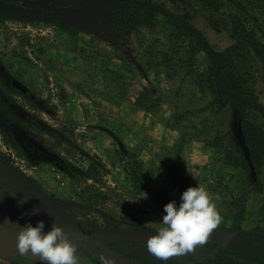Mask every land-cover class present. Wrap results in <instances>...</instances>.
<instances>
[{"label": "rangeland", "instance_id": "374dc122", "mask_svg": "<svg viewBox=\"0 0 264 264\" xmlns=\"http://www.w3.org/2000/svg\"><path fill=\"white\" fill-rule=\"evenodd\" d=\"M127 1L33 2L46 11L76 6L71 9L88 12L73 20L0 11V53L9 56L6 70L14 79L0 85V156L17 174L11 179L0 170V193L11 198L7 212L23 225L45 221V233L55 221L78 243L81 264H103L101 255L115 264H264V168L258 178L239 167L219 170L218 149H204L216 134L234 130L230 105L216 108L209 56L192 53L189 38L172 33L161 13L151 23L132 21ZM165 6L173 10L171 3ZM258 19L264 24L263 16ZM190 22L211 50L221 52L232 42L228 31L212 28L200 12ZM252 64L256 100L264 106V79L259 62ZM12 126L33 142L19 143ZM185 137L192 143L184 153ZM91 160L96 177L84 178ZM135 160L150 190L128 176L124 167ZM173 164L196 180L187 188L204 185L220 197L222 222L203 247L164 262L146 242L104 239L112 249L103 251L65 229L78 223L157 234L164 205L181 202L182 193L170 187L164 172ZM21 256L0 243V264H35Z\"/></svg>", "mask_w": 264, "mask_h": 264}, {"label": "trees", "instance_id": "16d2710c", "mask_svg": "<svg viewBox=\"0 0 264 264\" xmlns=\"http://www.w3.org/2000/svg\"><path fill=\"white\" fill-rule=\"evenodd\" d=\"M64 1L74 3V0ZM167 3H171L173 10L166 8ZM127 8L129 18L137 23H151L155 21L156 14L161 13L172 33L189 38L192 53L204 51L209 56L213 77L210 85L216 108L221 110L229 104L235 123L234 130H227L225 137L216 134L208 143L218 149L221 162L217 168L222 170L221 165L229 164L241 168L248 176L256 175L258 178L264 168V109L254 104L257 103L254 88L257 77L248 67L259 62V79H264V24L258 22L260 16L264 17V0H163L160 4L154 0H128ZM197 12L203 14L215 30L228 31L232 42L221 52L211 50L204 35L190 22ZM223 138L228 141L226 146ZM140 163L137 160L134 165L124 168L136 186L150 190L140 175ZM95 169L97 164L91 160L84 178H95L97 173H91ZM164 170L174 191L183 193L188 184L195 186L196 180L179 173L176 164L165 166ZM224 181L219 179L218 182ZM87 187L95 193L98 190L92 185ZM251 190L260 191L254 186ZM99 194L98 191L96 195ZM155 194L161 200L160 195Z\"/></svg>", "mask_w": 264, "mask_h": 264}, {"label": "clouds", "instance_id": "9594fccd", "mask_svg": "<svg viewBox=\"0 0 264 264\" xmlns=\"http://www.w3.org/2000/svg\"><path fill=\"white\" fill-rule=\"evenodd\" d=\"M180 200L179 206L175 201L164 205L163 226L146 242L149 253L164 262L174 256L194 252L197 246L203 247L222 222L216 206L220 197L211 195L204 185L187 188ZM32 214L37 213L33 210ZM44 229L43 220L36 226L28 222L20 227L16 236L20 255L26 256L30 252L47 264H81L82 257L77 254L78 243L70 241L62 227L53 221L49 231L45 233ZM100 260L103 264H115L113 258L104 255Z\"/></svg>", "mask_w": 264, "mask_h": 264}, {"label": "water", "instance_id": "95a60500", "mask_svg": "<svg viewBox=\"0 0 264 264\" xmlns=\"http://www.w3.org/2000/svg\"><path fill=\"white\" fill-rule=\"evenodd\" d=\"M0 11L5 13H14L20 15L22 17H35V18H56V19H65V20H73L78 17H82L87 15L88 12L84 9H70V10H53V11H45L39 9H29V8H17L10 5H5L0 2ZM257 107L264 109V106L258 103H254ZM235 124V123H234ZM12 134L14 138L22 143L27 141L28 135L18 126H12ZM33 142L32 139H30ZM0 217L3 221V225H0V243L6 247L10 253H18L17 249V241L16 236L20 230V227L23 224L11 219L6 216L2 212H0ZM65 229L72 234L80 236L84 239L90 240H98L100 238H117L123 240H131V241H140L147 242V239L156 235V233L144 232L139 230H127V229H111V228H98V227H90L83 224L78 223H67L65 225ZM99 245L108 250L109 247L104 245L102 242H99ZM34 262L35 264H47L46 261H40L38 258H35L29 252L26 256H24Z\"/></svg>", "mask_w": 264, "mask_h": 264}, {"label": "flooded vegetation", "instance_id": "af4514ba", "mask_svg": "<svg viewBox=\"0 0 264 264\" xmlns=\"http://www.w3.org/2000/svg\"><path fill=\"white\" fill-rule=\"evenodd\" d=\"M22 1H29V0H0V2H2L3 4L5 5H10V6H14V7H17V8H29V9H39V10H44L42 8H40V6H37L38 4H41V3H53V2H57V0H30L31 2L27 3V4H22ZM63 1V0H61ZM33 2H36L38 3L36 6L33 5ZM74 2H77V0H74ZM73 3H71L72 5ZM71 8H77L76 6L74 7H71ZM70 8V9H71ZM58 10V8L56 9ZM61 10H66V9H61ZM46 11V10H45ZM48 11H53L52 10H48ZM7 58L9 57L8 55L6 54H2L0 53V85H8L9 83H13L14 79L9 75L8 71L6 70L7 67L5 65V59L4 57ZM0 114H1V109H0ZM27 141H30L29 139V136L27 138ZM25 142V141H24ZM0 170L4 173V175H6L8 178H16L17 177V174L14 173L11 168L7 165V163L5 162V160L0 156ZM32 182V181H31ZM32 187L33 190H36L38 193H40V195L43 197V198H47L48 200L52 199V196H50V194H47L45 193V191L43 189H41L40 187L38 186H30ZM28 188V187H26ZM16 189H21V187H16ZM30 189V188H28ZM9 200H11L10 196L8 193L6 194H2L0 193V212H2L3 214H5L6 216L10 217L11 219H13L11 217V214H9L7 212V206H5V202H10ZM15 220V219H13ZM3 221L0 217V225H3ZM67 224V223H66ZM65 224V225H66ZM88 226V225H86ZM92 227V226H90ZM99 228V227H98ZM111 229H121V228H111ZM140 231V230H139ZM74 236H77L75 234H73ZM79 237L83 242H85L86 244L88 245H95L97 246L98 249H101L103 251H105V249H103L100 245H99V242H102L104 245H106L107 247H109L108 250L106 251H111V247L109 245H107L106 243H104L102 240L104 239H110V238H100L96 241L94 240H90V239H84L80 236H77ZM113 239V238H112ZM117 239V238H116ZM128 241H131V240H128ZM140 242V241H139ZM23 258H25L24 256H21Z\"/></svg>", "mask_w": 264, "mask_h": 264}, {"label": "crops", "instance_id": "0c3cea01", "mask_svg": "<svg viewBox=\"0 0 264 264\" xmlns=\"http://www.w3.org/2000/svg\"><path fill=\"white\" fill-rule=\"evenodd\" d=\"M192 141V139L191 138H188V137H185V138H183V140H182V144H181V147H182V149H183V152L185 153L186 152V150L185 149H188L190 146H191V142ZM201 147H203V145L202 146H200V148ZM211 147H213V146H210V145H206V148H204L205 150H207V149H209V148H211ZM202 149V148H201ZM203 149V150H204ZM214 157H215V155H212V157H211V161L214 163ZM227 167H232L231 165H226V170L228 169ZM233 168V167H232ZM263 178H264V174H263ZM264 180V179H263ZM43 185H44V183H42ZM53 192V191H52ZM56 192V191H55ZM254 192H256V191H254ZM259 196H261L262 197V195H261V193L260 192H256Z\"/></svg>", "mask_w": 264, "mask_h": 264}]
</instances>
